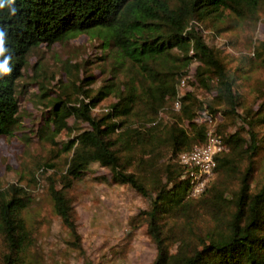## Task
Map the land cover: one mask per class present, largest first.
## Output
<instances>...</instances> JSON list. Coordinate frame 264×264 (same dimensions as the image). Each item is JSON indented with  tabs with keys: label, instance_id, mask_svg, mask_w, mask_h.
<instances>
[{
	"label": "trees",
	"instance_id": "obj_1",
	"mask_svg": "<svg viewBox=\"0 0 264 264\" xmlns=\"http://www.w3.org/2000/svg\"><path fill=\"white\" fill-rule=\"evenodd\" d=\"M0 2L5 3L0 30L12 57L11 74H0V136L20 126L19 79L33 47L91 30L106 39L101 57L109 65L98 67L101 79L83 60L72 100L64 91L55 96L42 91L48 104L37 134L50 143L44 172L55 168L50 157L64 156L62 169L48 177V194L74 248L82 249L81 236L67 191L97 163L108 174L95 178L126 184L148 198L136 216L156 246L149 264H264V179L255 174V156L264 152V90L255 86L256 98L247 103L243 87L248 73L264 64V38L227 61L204 35V29L220 35L230 27H255L264 0ZM193 61V72L187 73ZM34 76L44 89V76L36 70ZM182 79L192 88L180 92ZM104 99L106 106L94 113ZM212 126L227 148L215 153L205 190L190 196L188 167L179 154L204 143ZM62 131L65 138L57 140ZM225 175L237 177L234 187ZM21 180L0 186V264H36L30 254L34 231L24 215L32 193ZM201 215L211 225L205 232L192 231ZM184 227L195 232V240L177 236Z\"/></svg>",
	"mask_w": 264,
	"mask_h": 264
},
{
	"label": "rangeland",
	"instance_id": "obj_2",
	"mask_svg": "<svg viewBox=\"0 0 264 264\" xmlns=\"http://www.w3.org/2000/svg\"><path fill=\"white\" fill-rule=\"evenodd\" d=\"M204 35L210 44L221 49L222 56L229 61L230 58L250 52L252 43L264 38V12L255 27H230L220 35L204 29ZM103 43H106L105 36L91 30L72 33L50 45L33 47L19 79L22 90L19 94L20 126L12 135L0 136V186L18 182V177H21L22 184H27L26 187L32 193V204L24 211V215L34 231L30 254L36 264H149L156 255V246L147 232L146 223L136 216L140 209L148 206V198L126 184L94 177L108 174L106 167L93 163L87 175L75 180L67 191L81 236V250L71 245L68 229L54 212L48 194V177L62 169L64 156L50 157L55 162V168L44 172L46 165L43 162L50 154V143L37 134V130L41 133L48 104L42 91L48 92L46 96H55L64 91L72 100L77 87V65L83 60H88L87 69L97 79H101V69L109 65L107 59L101 57L104 56L103 47L107 45ZM34 63H37L35 68ZM70 63L76 65L69 66ZM195 64L196 61L191 63L187 73L192 74ZM63 66L69 67L70 71L67 72ZM100 66L101 69L98 68ZM35 70L40 72V77L44 76V89L40 87L37 76H34ZM82 72L83 69L79 75ZM98 81L92 84L93 88ZM255 86L264 90V64L249 72L243 84L247 103H253L256 98ZM184 88H192L190 81L180 85L179 91L182 92ZM198 93L206 96L203 90H198ZM108 101L104 99L93 108V112H100ZM69 121L71 123L72 118ZM261 133H264V127ZM65 136L62 131L56 139H64ZM255 162L256 178L264 179V152L255 156ZM39 165L43 168H38ZM32 171L35 172V180L31 178ZM225 177L229 185L234 187L237 177ZM167 222L173 225L172 220ZM210 225L209 220L201 215L197 216V228L191 226L190 229L205 232ZM184 234L195 240V232H189L188 227L177 229V236Z\"/></svg>",
	"mask_w": 264,
	"mask_h": 264
},
{
	"label": "built area",
	"instance_id": "obj_3",
	"mask_svg": "<svg viewBox=\"0 0 264 264\" xmlns=\"http://www.w3.org/2000/svg\"><path fill=\"white\" fill-rule=\"evenodd\" d=\"M180 85H184L183 79ZM175 106L179 107V101L175 102ZM207 134L204 143L195 145L179 154L180 162L188 167L185 176L188 177L190 182V196L199 195L205 190L216 164L215 153L227 148L222 136L214 130L213 126Z\"/></svg>",
	"mask_w": 264,
	"mask_h": 264
},
{
	"label": "clouds",
	"instance_id": "obj_4",
	"mask_svg": "<svg viewBox=\"0 0 264 264\" xmlns=\"http://www.w3.org/2000/svg\"><path fill=\"white\" fill-rule=\"evenodd\" d=\"M8 5L14 4V0H6ZM5 7L4 2H0V9ZM16 8H11V14L14 16L16 14ZM6 32L3 30H0V57H3V59H0V74L2 75H9L12 72V68L10 67V61H11V55H6L7 52H9V49L6 48Z\"/></svg>",
	"mask_w": 264,
	"mask_h": 264
}]
</instances>
